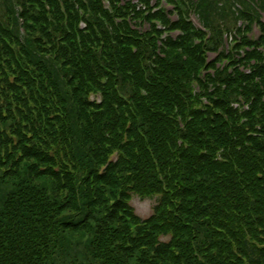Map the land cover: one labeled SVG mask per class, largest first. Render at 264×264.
I'll use <instances>...</instances> for the list:
<instances>
[{
	"label": "trees",
	"instance_id": "16d2710c",
	"mask_svg": "<svg viewBox=\"0 0 264 264\" xmlns=\"http://www.w3.org/2000/svg\"><path fill=\"white\" fill-rule=\"evenodd\" d=\"M28 1L37 3L38 8L24 10L23 16L27 15V10L29 14L39 15V17L42 16L43 12H46L45 5L40 0ZM153 1L154 3H152ZM208 1L49 0V4L58 10L57 12L47 11L52 18H47L44 15L43 19L49 22L51 30H42L47 32L46 36L50 38V43L57 46V34H64L63 26L69 29L66 38L68 41L73 40L70 43L71 47L66 50V46H57L58 51H56V62L58 64L68 63L73 67L74 72H77L68 80V84L72 83L74 86L77 83L76 80L80 79L81 83L85 85L83 77H88L95 85L108 88L109 95L117 100L119 108H123L126 94L128 92L133 93L131 100L134 102L137 111L134 112V116L137 118L140 116L142 126L146 129V134L149 137H153L157 133L160 139L165 136V133L160 130L158 132L153 131L151 128L156 117L153 109L155 106H165L166 110L170 111L175 103L171 102L173 105L161 103L166 99L155 88H160V86L148 85L143 82L144 69L141 68L140 61L134 60V55L139 57L143 54L145 62L153 60V68L156 69L153 72L156 71L158 76L166 77L169 75L164 71L166 64H170L168 68H172L171 63L177 62L174 53L181 50V55L187 53L189 56L185 58L183 63L185 75L193 74L194 81L201 83L205 88H209V85L216 81L231 86L235 85L241 78L250 80L259 69L260 76H262L258 82L260 90L252 100L250 108L255 110L258 105L264 106V64L252 73H245L238 67L234 71H229L227 66H219L216 68L215 74H210V69L217 65L216 62H219L220 56H225V53L217 56V61H209L205 56L206 50L201 52L200 47L194 45V39L199 37L207 38L199 44L201 47L205 45L204 41L213 43L212 27L203 22L204 18L209 15ZM241 1L234 2V8L229 11L238 22L242 16L248 17L249 22L247 24L241 23L238 31L241 34L244 30L250 32L251 25L255 23L262 31L259 41L252 42L251 39H248V44H251L249 46L253 48L251 59L255 61V67L259 64L257 60L260 59L264 62V22L260 13V10L264 12V2L262 1L263 3L257 5L259 0H243V6H241ZM252 1L254 2L253 5L251 4ZM171 2L174 3L172 5L173 10L166 6ZM237 3L240 6H237ZM62 4L64 15L67 17L64 19L68 22L59 26L56 23L63 18V14L60 12V10L62 11ZM143 4L152 5L150 7L152 11L144 16L142 22L141 16L144 9H147L143 7ZM226 7H228L227 3ZM189 10L197 14L201 22L205 24L204 26L210 31L211 36L209 38L189 19ZM173 15H176L178 19L173 18ZM53 19L54 23L52 22ZM157 19L165 25V32L168 30L172 34L175 31H180V33L162 39L159 44L164 29L163 26L159 27L155 23ZM78 21H84L85 30L95 35L94 41L100 42L95 49L90 46L89 36L81 31L83 29L76 26ZM138 26L140 29L137 28ZM72 30L78 32V35H82L80 41H77L74 36H70ZM22 41L26 46L32 45L29 36H25ZM127 42H134L138 47L137 51L125 50L124 46ZM205 47L208 48L209 46L205 45ZM228 56L235 63L241 61L235 57V52H231V54L229 52ZM190 58L195 59L196 63L192 68L187 66ZM40 60L37 54L32 55V61L37 66L42 65L44 68H48L55 65L52 61L45 62L44 65V62H40ZM246 60L248 63L249 58ZM89 61H92L93 65ZM161 65H163L162 68ZM199 66H204L207 69L203 76ZM188 70H190L189 74ZM99 71H106V78H111L110 82H102L98 76ZM111 72L116 73L117 76L109 74ZM126 73H132L137 77L136 86L129 90H125L128 88L127 85L113 89V80L117 81L119 75ZM64 81L66 84L67 80ZM222 104H225L226 107V100ZM125 107H127L126 104ZM179 107L182 109L181 104ZM117 109L114 105L113 112L120 121L123 114ZM227 113L229 117L236 114L235 109L232 108L227 110ZM259 114V116L249 115L255 120L262 121L264 125V108ZM120 123L108 125L107 121L106 128L112 129L111 136L104 134L105 130L102 126L84 130L87 144H95L99 139L103 140L105 152L104 156L98 155L99 149L103 152V147L99 142L96 149L90 148L87 154L84 151L80 156L79 161L83 163L89 177L86 181L79 180L71 172L55 169L59 165L57 159L32 146L28 141L22 144V155H13L8 147V145L13 144V134L0 129V264H208L210 261H216L217 264H231L233 263L231 260L211 258L215 250L219 256L221 248L219 236H222L226 231L233 240L241 244L240 250L243 251L242 255L249 264H264V245L255 239L261 234L260 229L264 228V199L262 204L257 207L262 217L257 218L256 227H249L250 235L246 234L247 232L242 228L239 232L235 223L230 222L231 227H229V224L225 225L220 220L226 219L223 206H230L224 197L226 189L224 188V179L213 182L202 179L200 182H193L188 175L193 174V172L195 175V171L191 169L185 170V173H179L178 182L168 179L172 195H167L160 201L154 215L149 219H137L138 236H132L128 225L125 226L127 220L124 217L131 208H128L127 202L123 200L129 198L130 187L123 189V185L121 186L119 196L122 199L116 200L113 206L107 205V201L117 196L116 187L121 182L117 176L121 174L122 180H124L123 177L126 173L124 165H130L136 161L134 173L139 170L140 166L141 171L145 169L149 172H153L154 167L147 155H141L139 158L128 155L133 157L132 162H108V151L111 148L108 145L105 146V143L110 146L120 144L115 133L116 126L122 128ZM218 132L221 139L227 136L226 128ZM14 133L17 134L16 130ZM260 133L263 134L264 130L263 132L250 130L244 137L250 141H261L260 143L257 142V146L259 151L264 153V141L260 139ZM216 136L218 137V135ZM201 137L203 136L197 134V142L195 143L202 144ZM244 137H239V139L242 140ZM207 144L208 148L212 150L211 144ZM182 155L191 160L192 152L182 153ZM14 157L17 158L13 159ZM227 157L233 159L228 154ZM193 158L198 165L208 161V155L205 151L194 154ZM197 159H200L199 162ZM243 162L245 163L244 168L251 170L248 161L244 160ZM101 166L104 167L102 172L99 171ZM48 180L58 185L50 186ZM91 184L94 186L91 187ZM250 185L251 189L259 190L256 180ZM61 192L66 193L64 202L61 199ZM239 192L237 198L232 202L235 206L256 208L243 195L241 187ZM172 196L183 201L174 210L179 212L176 213V218L165 209V206L174 207ZM212 196L218 197L217 203L212 199ZM68 211H74L75 217L71 218L67 214ZM240 222L242 221L240 220ZM172 231L173 235L169 241L158 238L159 233H162L163 237H168L171 236ZM74 234H81L88 239L86 246L81 251L82 254L79 255L74 252V247L80 248L79 244L71 238ZM192 236H195L199 242V252H197L202 255V260H197L198 258L192 253L184 256L176 254V250L179 248V251H192V244H190Z\"/></svg>",
	"mask_w": 264,
	"mask_h": 264
},
{
	"label": "rangeland",
	"instance_id": "374dc122",
	"mask_svg": "<svg viewBox=\"0 0 264 264\" xmlns=\"http://www.w3.org/2000/svg\"><path fill=\"white\" fill-rule=\"evenodd\" d=\"M40 1L45 5L46 12H43L42 16L39 17V15L29 14L28 10L26 11L27 15L23 16L24 10L38 8L37 3L28 0H0V129L13 134V144L8 145L10 152L15 156L22 155V144L28 141L32 146L51 154L57 159L59 165L55 169L71 172L79 180L86 181L89 177L79 158L84 151L87 154L90 148L96 149L99 142L103 147L104 141L99 139L95 144H87L84 130L90 127L102 126L105 130L104 134L111 136L112 129L110 127L106 128L107 121L108 125L112 123L117 125L121 122L120 126L122 128H119V126L115 128L116 138L119 139L120 144L110 146L105 143V146L108 145L111 148L108 151V162H132L133 157L128 155L136 158L147 155L154 167V171L149 172L145 169L141 171L140 166L139 170L134 173L136 161L133 164L124 165L126 169L124 180H122L121 174L117 176L121 180L116 187L117 196L107 201V205L113 206L116 200L122 199L119 196L121 186L123 185V189L130 187L129 198L123 200L127 202V207L131 208L124 217L127 220L125 226L128 225L132 236H138L137 219H149L154 215L160 201L165 196L172 195L168 179L178 182V174L185 173L187 169L195 171V175L194 172L188 174L193 182H200L202 179L209 182L224 179V188H226L224 197L230 203V206H223L226 219L220 220L225 225L229 224V227H231L230 222H233L238 226L239 232L242 228L247 232L246 234H249V227H256L257 218L262 217L257 207L262 204L264 199V153H261L257 146V142L260 143L261 141H250L244 137L250 130H258L259 132L264 130L262 121L255 120L249 115L259 116V112L264 108L260 105L256 107V111L250 108L252 100L260 90L258 82L262 76H260L259 69L250 80L241 78L235 85L231 86L216 81L211 83L209 88H205L201 83L194 81L193 74L185 75L183 63L185 58L189 56L187 53L181 55V50L174 53L177 62L171 63L172 68H168L170 64H166L164 71L169 73L166 77L158 76L156 71L153 72L156 69L153 68L152 59L151 62H145L143 54L139 57L134 55V60L140 61V66L144 69L143 82L148 85L160 86V88H155L166 99L161 103L166 105L171 102L175 103V105L171 103L173 106L171 105L172 109L170 111L166 110L165 106L154 105L153 111L156 117L151 128L156 132L162 131L165 136L159 139L156 133L155 136L149 137L146 134V129L142 126L140 116L138 118L134 116V112L137 111L134 102L131 100L133 93L128 92L126 94L123 108H119L117 100L109 95L108 88L95 85L88 77H83L85 85L77 78L76 85L68 84V80L77 72H74L73 67L68 63L58 64L56 62V51H58L57 46H66L65 49L68 50L73 40H67L69 29L63 26V35L56 30V33H58L56 37L58 38L57 46L50 43V38L46 36L47 32L45 31L51 30V27L49 22L43 19V16L52 18L47 11L57 12L58 9L49 4V0ZM236 1L209 0L207 6L209 15L204 18L203 22L212 27L213 43L204 41L205 45L209 47L206 48L205 45L201 47L199 44L207 38L194 39V45L200 47L201 52L206 50L205 56L209 61H217L218 58L216 57L221 53H225V56H220V61L216 62L217 65L210 69V74H215L216 68L219 66H227L229 71H234L238 67L245 73H252L264 64L259 59L257 60L259 64L254 67L256 63L251 59L253 48L249 46L251 44H248V39H251L252 42L259 41L262 31L256 23L251 25L250 32L244 30L241 34L238 31L241 23L247 24L249 21L247 16H242L238 22L229 13L234 8ZM262 1L264 2V0H259L260 3H255L258 5L263 3ZM226 3L228 7H226ZM173 4L171 2L167 6L171 5L172 7ZM251 4L253 5L254 2L252 1ZM107 5L109 6V3ZM222 5L224 7H221ZM240 5L243 6V0ZM61 6L62 11L60 10V12L63 14V18L56 23L59 26L68 22L64 19L67 17L64 15L63 4ZM151 6L143 4V7L147 9H144L141 16L142 22L144 16L152 11ZM188 13L189 19L192 20L194 16L192 10H189ZM260 13L263 14L261 16L264 22V12L260 10ZM194 20L196 24L199 22L202 24L201 30L209 38L211 36L210 31L204 26L205 24L201 22L200 18L198 20L195 17ZM52 22L54 23V19ZM155 23L159 27L163 26L164 29L159 44L162 39L180 33V31H175L172 34L167 29L168 33L165 32V25L159 19L155 20ZM76 26L83 29L81 31L89 36L90 46L95 49L100 42L94 41L93 39H96L95 35L85 30V22L78 21ZM137 28L140 29V26ZM42 29H45V31ZM71 32L70 36H74L77 41L81 40L82 35H78L75 30ZM25 36L31 38L32 45L26 46L22 43ZM124 48L133 51L138 49L134 42H127ZM229 52L230 54L235 52V57L241 59V61L235 63L228 56ZM33 54H37L41 59L40 62H44V65L45 62L48 63L49 61H52L55 65L48 68H44L42 65L37 66L32 61ZM246 58H249L248 63ZM89 63L93 65L92 61H89ZM195 64V59L190 58L187 66L192 68ZM162 67L163 65H161ZM199 69L202 76L207 71L204 66H199ZM189 72L190 70H188V74ZM109 74L117 76L116 73L111 72ZM98 76L102 82H110L111 80V78H106V71H99ZM65 79L67 80L66 84L64 83ZM169 81L171 82L169 83ZM137 82L138 79L134 74L126 73L119 75L117 81L113 80L112 85L113 89L127 85L128 88L125 90H129L134 88ZM225 100L226 107L225 104H222ZM125 104L127 107H125ZM179 104L182 105V109ZM114 105L118 108L117 111L123 114L120 121L113 112ZM231 108L235 109L236 114L229 117L227 110ZM82 126L83 129H81ZM225 128L227 136L221 139L218 131ZM15 130L17 134L14 133ZM197 134L203 136L200 139L203 142L202 144L195 143L197 142ZM260 134V139L264 141V133ZM239 137L244 138L240 140ZM207 143L211 144L212 150L208 148ZM204 151L207 152L208 161L206 163L201 162L198 165L193 155ZM103 152L99 149L98 155L104 156L105 152ZM189 152H192L191 160L182 155V153ZM227 154L234 160L228 158ZM199 160L197 159L198 162ZM244 160L248 161L251 170L244 168ZM103 170V166L99 167L100 172ZM254 180L259 186L258 191L251 189V185L249 186ZM48 182L50 186L58 185L51 180H48ZM93 186L91 184V187ZM240 187L243 195L256 208H242V206H235L232 203L240 193ZM65 195L66 193L61 192L63 202L65 201ZM212 199L217 203V196H212ZM172 201L174 207L165 206V209L176 218V213L179 212L174 210L183 201L174 196H172ZM67 214L71 218L75 217L73 215L75 214L74 211H68ZM260 232L259 237L254 238L264 245V228L260 229ZM172 235L173 231L171 236L168 237H163V234L159 233L158 238L169 241ZM71 238L80 246L79 249L74 247L76 255L82 254L81 251L88 241L87 237L74 234ZM219 240L221 243L220 254L218 256L215 250L211 258L231 260L233 261L231 264H249L242 255L241 244L233 240L227 231L219 236ZM190 244H192V251H179V248L176 250V254L184 256L192 253L193 256L198 258L197 260H202V255L198 253L199 242L195 236H192ZM208 264H217V262L210 261Z\"/></svg>",
	"mask_w": 264,
	"mask_h": 264
}]
</instances>
